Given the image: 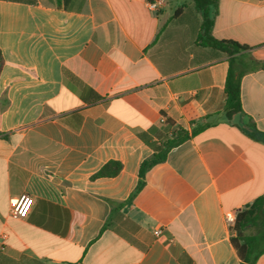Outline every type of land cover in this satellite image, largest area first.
I'll list each match as a JSON object with an SVG mask.
<instances>
[{
  "label": "crops",
  "instance_id": "obj_1",
  "mask_svg": "<svg viewBox=\"0 0 264 264\" xmlns=\"http://www.w3.org/2000/svg\"><path fill=\"white\" fill-rule=\"evenodd\" d=\"M147 1L0 0V264L239 263L224 214L264 193V144L239 128L264 132V67L226 119L228 56L200 39L193 0ZM211 17L214 39L264 62V0H218ZM204 122L126 203L151 144Z\"/></svg>",
  "mask_w": 264,
  "mask_h": 264
},
{
  "label": "trees",
  "instance_id": "obj_2",
  "mask_svg": "<svg viewBox=\"0 0 264 264\" xmlns=\"http://www.w3.org/2000/svg\"><path fill=\"white\" fill-rule=\"evenodd\" d=\"M193 3L196 9L201 12L203 18L200 39L204 37L211 47L228 56V71L224 82L225 99L220 114L229 119L233 115L242 113L240 78L247 71L263 68L264 62L253 59L249 54L251 48L245 44L232 40H216L211 36L213 26L211 14L216 13L218 0H193ZM2 65L3 59L0 54V70ZM166 124L172 125L169 120H166ZM209 126V122H204L190 132L177 128L171 132L168 138L151 144L153 152L140 163L138 182L126 200V203L131 202L144 187L145 175L149 169L162 163L173 147L180 145ZM239 128L250 139L264 144V132L259 131L251 120L242 122ZM110 166H113L112 171H108ZM119 169V163L109 162L95 176L115 175ZM232 230L235 234L230 240L237 251L239 257L238 264H254L257 258L264 253V193L255 198L246 209L238 212Z\"/></svg>",
  "mask_w": 264,
  "mask_h": 264
},
{
  "label": "built area",
  "instance_id": "obj_3",
  "mask_svg": "<svg viewBox=\"0 0 264 264\" xmlns=\"http://www.w3.org/2000/svg\"><path fill=\"white\" fill-rule=\"evenodd\" d=\"M162 4L161 0H151L147 1L146 5L148 9L152 11H156L158 7ZM165 121V119H162ZM33 203V198L28 194H21L16 197H12L9 199V212L10 216L16 220H23L25 219L31 209ZM238 212L236 211H229L224 214V221L228 227H233L236 221ZM161 233L160 230H155L154 235L158 236ZM3 249V245L0 244V251Z\"/></svg>",
  "mask_w": 264,
  "mask_h": 264
},
{
  "label": "water",
  "instance_id": "obj_4",
  "mask_svg": "<svg viewBox=\"0 0 264 264\" xmlns=\"http://www.w3.org/2000/svg\"><path fill=\"white\" fill-rule=\"evenodd\" d=\"M245 207H248V204Z\"/></svg>",
  "mask_w": 264,
  "mask_h": 264
}]
</instances>
